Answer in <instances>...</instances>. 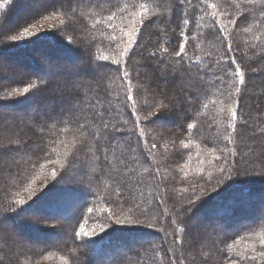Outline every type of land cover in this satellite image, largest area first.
<instances>
[{
    "label": "trees",
    "instance_id": "1",
    "mask_svg": "<svg viewBox=\"0 0 264 264\" xmlns=\"http://www.w3.org/2000/svg\"><path fill=\"white\" fill-rule=\"evenodd\" d=\"M73 1L0 33V53L32 70L33 47L88 66L49 63L52 84L28 72L0 84L13 121L1 137L11 159L0 160V230L28 236L12 264H264V0ZM12 7L0 0V27ZM163 82L180 91L181 113L147 91ZM168 110L170 127L159 124ZM196 215L224 231L191 243Z\"/></svg>",
    "mask_w": 264,
    "mask_h": 264
},
{
    "label": "rangeland",
    "instance_id": "2",
    "mask_svg": "<svg viewBox=\"0 0 264 264\" xmlns=\"http://www.w3.org/2000/svg\"><path fill=\"white\" fill-rule=\"evenodd\" d=\"M6 0L7 5L8 4H13L12 9L9 11V15L8 18L6 20L5 23L2 24V27H0V33L1 32H7L9 30H13L16 27H19L21 25V22L27 18L29 15H32L34 12H37L38 10H40L41 8H43V6L47 5L50 1H54V3H61V4H65L66 2L69 3H73V0ZM2 4L1 7H3ZM4 8V7H3ZM51 23V22H49ZM48 27V24H45L43 26H38L34 31L31 32L29 31L28 33L25 32L23 37H21V39H24L26 36L30 37V38H34V37H39L41 35H43V33H47L46 28ZM161 33L163 34V29L161 30ZM59 37L62 41L63 38L60 36H56ZM20 38V37H19ZM4 46L1 47V41H0V49H2ZM74 47L78 50H82V47H79L77 45H74ZM53 46L50 47H45V49L43 47H40L37 51H29L27 53H29L30 55L29 58L31 59L30 63H34L36 64L38 67H36L38 70L31 69V65L26 64V66L24 65V62H21L20 60H16L14 58H12L11 56H7L4 54L0 53V84L2 85H6L9 82H16L18 79L13 75V73L15 72H19V73H27L31 74L33 76H38V77H48L47 83L52 84V82H54L52 79L53 77L56 76V71H52L50 70V68H48L49 63H53V64H57V69L59 71L61 70H67L68 67H72L76 72H85L88 69V66L85 62H82L80 58L81 54H79L78 56L72 58L71 60L66 58H63L59 55V53L57 51V49H55L54 51H52ZM1 52V51H0ZM40 55H43V57L45 56L47 59V62L44 64V62H42ZM60 56V57H59ZM28 65V66H27ZM91 69V67H90ZM55 70V69H54ZM93 70V68L91 69ZM259 72V70H258ZM74 73H70L71 76H73ZM68 76H66L65 78H67ZM19 81V80H18ZM256 85L255 88L256 89V93L259 92L258 91V85H264V76H258L256 78ZM61 85V83H59ZM102 84L98 83L97 88L100 87ZM175 88V94L173 93V89L169 88L168 86H166V84L163 82L161 83V86H159V90L158 91H152L153 89L147 88V91H149V93L153 94L154 97V101L156 102H161L163 103V105L165 107L170 106L172 107L176 112H180L178 111V109H180L179 107L181 106V110L184 111L186 108L185 105V101L182 100V98L179 97V99H177V94L180 92L178 90V88L175 87V85L173 86ZM71 90L75 89L78 90L77 87H75V85L70 86ZM180 96V93L178 94ZM181 102V103H180ZM55 104V102H54ZM51 105H53V103H51ZM65 106H67V104H65ZM68 107V106H67ZM33 107L29 106V110H31ZM10 110V109H8ZM32 113L35 112V110H37L36 108L32 109ZM3 112L0 111V160H2V163H4V167H6V164L9 163V160L11 159V155L10 154H4L2 153V151H4L3 149L6 148L7 146H9V144H11V142L8 143L2 140V135H3V130L4 129H9L12 124L13 121L12 120H5L2 118V114ZM171 118H173V113L171 112V110H168L167 112H164L161 115L160 118V125H165L166 127H170L173 125V123L171 122ZM30 123L28 122H23L20 125V131L22 132V137H26L28 138V136H26V128ZM9 127V128H8ZM29 127V126H28ZM11 129V128H10ZM24 142V141H23ZM2 157V158H1ZM5 157V158H4ZM2 168V167H1ZM3 169V168H2ZM5 169V168H4ZM248 174V172H247ZM246 174V175H247ZM245 175V176H246ZM77 175H75V177H73V179L75 180V178L77 179ZM242 178V177H241ZM253 178V177H251ZM246 179H249V175L246 176ZM264 183V182H263ZM239 203V202H238ZM264 204H261L260 206H262ZM75 210V209H74ZM40 217H44V215H37ZM36 215L32 216L33 218H37ZM47 216H55L57 218H64L65 215L64 214H59V215H53L52 213H49ZM206 216V215H205ZM211 217V216H210ZM219 219V217H217L216 215L213 216V218H209L208 217H204L202 215H196L193 222L190 224V228L192 229V233L190 234V241H192L191 243H194L197 241V239L200 238V236L198 235L200 233V231L212 234L213 230H217V231H224V227L222 224H219V222L217 221ZM33 225H41L39 223V221H36L35 224ZM18 225L12 226L10 223L4 224L2 229L0 230V249L1 251L4 252V256L6 259V264H12L13 262V257L12 255L17 253L19 251V248L21 247V243H23L22 241L26 240L25 233L20 230L19 228H17ZM41 227V226H40ZM42 227H44V229H47L48 227L45 224H42ZM13 230V233L11 234L10 231ZM36 240L39 243H46V242H51L52 240H55L56 238H50L47 236H37L35 237ZM133 239V238H131ZM134 240V239H133ZM127 241V240H126ZM130 241V240H129ZM21 242V243H20ZM119 244H123L124 239L122 241H116ZM143 244L144 240L142 238H137L134 241V244ZM120 250L126 251L124 248H121ZM202 250V249H201ZM202 257L204 258V253H202ZM190 259H193L192 256L189 257ZM199 260H195V263L197 264H203L202 262H198Z\"/></svg>",
    "mask_w": 264,
    "mask_h": 264
},
{
    "label": "bare ground",
    "instance_id": "3",
    "mask_svg": "<svg viewBox=\"0 0 264 264\" xmlns=\"http://www.w3.org/2000/svg\"><path fill=\"white\" fill-rule=\"evenodd\" d=\"M39 48H37V47H33L32 49H30V50H32V51H37ZM40 58L42 59V61H43V59H46V57L44 56L43 57V55H40ZM46 60H44V62H45Z\"/></svg>",
    "mask_w": 264,
    "mask_h": 264
}]
</instances>
